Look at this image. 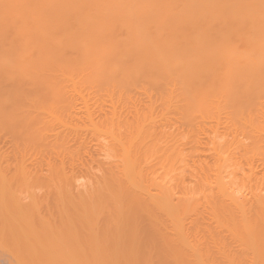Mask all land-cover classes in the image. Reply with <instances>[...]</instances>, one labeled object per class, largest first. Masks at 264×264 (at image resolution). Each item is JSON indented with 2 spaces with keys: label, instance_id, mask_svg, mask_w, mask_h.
Listing matches in <instances>:
<instances>
[{
  "label": "bare ground",
  "instance_id": "obj_1",
  "mask_svg": "<svg viewBox=\"0 0 264 264\" xmlns=\"http://www.w3.org/2000/svg\"><path fill=\"white\" fill-rule=\"evenodd\" d=\"M103 128L119 158L63 192ZM0 239L10 264L70 243L91 264H264V0H0Z\"/></svg>",
  "mask_w": 264,
  "mask_h": 264
},
{
  "label": "rangeland",
  "instance_id": "obj_2",
  "mask_svg": "<svg viewBox=\"0 0 264 264\" xmlns=\"http://www.w3.org/2000/svg\"><path fill=\"white\" fill-rule=\"evenodd\" d=\"M100 130H101V132H100ZM92 131H93V130H92ZM92 131H91V132H92ZM95 131H96V132H99V134H102V132H103L104 134L102 135V138H100L101 135H99V134L96 133ZM94 132H95L96 138L93 136V135H94ZM105 132H107V133H105ZM110 134H111V133H110ZM91 135H92V136H91ZM105 135H109V132L106 131L104 128H103V130H102V129L94 130L92 133H90V136H89L90 138H89V140H91V142L93 143V146H92L91 142H89L90 144L88 143V144H89L88 147L90 146L91 148L89 147V149H88L87 151H88V154H89L91 157H90V156H85V158L87 157V160H86V161H88V163H89V162H90V163H89V164L87 163V164H88V167H87V165H86V169L83 167L86 171L83 172V169H82V170H81V173H79V174L77 173V174H76L77 177H78V179L75 178V181H73V180H71V181L68 180V181H67V184H69V186H66V181H65V182H62V185H61V186L63 187V192L68 193L67 190H69V192L72 190V192L77 193V190L79 189V186H80V188L83 187L81 190L83 191V189H84V194H85V191L87 190L86 195L83 194V195L85 196V198H86L87 195H88L87 193H88V191H89L90 188H91V187H89V186L91 185V182H92L91 179H93V176H92V175H93V173H94V170H96V171H95V174H96V175H100V173H101V172H99V170L97 169V168L101 169V168L99 167V163H98V162H101V159H103L102 161H104V162L101 163V165L106 164V161H107L106 158H107V157H105V152H104V151H106V153H107L106 156H108V159L110 160V158H111V161H112L113 158L115 159L114 156H116V155H117V157L119 158V155H118V152H117V151H116V155H115V154H112V153H115V151H114L115 148H114V150L112 149V153H111V150H110V152H109L110 154H112V155H114V156H110V155H108V154H109V153H108V150L105 149V148L108 146V144H109V149L112 148V144H111V146H110V143H111V141H112V143H113V140H112V138H111L112 135L109 136V137H108V136H105ZM99 136H100V137H99ZM97 137H98L99 139H98ZM107 137H108V139L110 138V139H109L110 141L107 139ZM105 138H106V139H105ZM95 139H96V142H94ZM101 139H102V141H101ZM97 141H98V142H97ZM104 141H105V142L108 141L109 143L106 142V143H107V145H106V143H105ZM99 142H100V143H99ZM95 143H97V144H95ZM104 144H105V146H103V148H104V150H103L102 145H104ZM94 146H95V147H94ZM98 146H99V147H98ZM92 148H93V154H92V153H89V152H92ZM96 148H99L101 152L98 153L99 149H96ZM94 149H95V151L97 150V152H96L97 155H95V153H94ZM101 149H102V150H101ZM113 151H114V152H113ZM192 152L194 153L193 150H192ZM86 154H87V153H86ZM88 154H87V155H88ZM194 154H196V153H194ZM224 154H225V153H223L222 155H224ZM175 155H176V154H175ZM95 156H96V157H95ZM99 156H100V159H99ZM101 156H104V157L101 158ZM225 156H227V155L225 154L224 157H225ZM94 157H95V159H94ZM112 157H113V158H112ZM175 157H176V156H175ZM175 157H174V160L171 159L172 162H171V160L162 161V163H163V167H164V168L162 167V163L159 164L160 167L158 168V169H159L158 174H159L160 176L164 177L165 180H166V176H167V179H168L169 177L171 178V176H169V174L172 173V171H173V174H178L179 176L182 175V174L184 173L183 170H184V167H186V166H184V163H183V162L185 161L186 158L184 157L185 159L183 160V157H182L180 154H178V157H176V159H175ZM88 158H89L90 160H89ZM97 158H98V159H97ZM181 158H182V159H181ZM187 158H189V157H187ZM92 159H93L92 163H93V162H94V163L92 164V168H91V160H92ZM96 159H97V161L99 160L97 163H96ZM179 159H180V160H179ZM220 159H221V161H219ZM224 159H225V158H224ZM224 159L222 158V156H220V157L218 158V160H217V163H218V162H219V163H218V164L216 163L215 168L220 167V169H221V170H220L221 175L228 176V174L230 173V174H229V177L226 178L228 181H230V179H228V178H231V177L233 176V173H231V172H232L231 169L233 170L234 173H236V171H237V172H238V173H237L238 176H240V173H241L242 176L244 175L242 170H239V169L235 170V168H237V167H235V166H234V167H233V166H230V163H231V162H230L228 159H227L228 162H227V160H224ZM105 160H106V161H105ZM178 160H179L180 162H178ZM181 160H182V161H181ZM114 161H116V159H115ZM175 161H176V162H175ZM186 161H187V159H186ZM168 162H171L172 165H173V163L176 164V165H175V164L173 165V169H172V170H170V168H172L171 163L168 164L169 167L166 168L167 165H165V163L167 164ZM223 162H226L224 166H222ZM178 163L181 164V167L178 165V167H180V168H179V170H180V174H179V170L176 171V172H175V170H174V166H175V169H178V167H177V164H178ZM182 163H183V164H182ZM97 164H98V165H97ZM226 164H228V165H226ZM96 165H97V166H96ZM101 165H100V166H101ZM182 165H183V166H182ZM185 165H186V164H185ZM225 166H226V169H225ZM228 166H229V167H228ZM89 167L91 168V172H90V168H89ZM165 168H166V169H165ZM229 168H230V169H229ZM222 169H224V170H222ZM88 170H89V172H88ZM97 170H98V171H97ZM226 170H227V171H226ZM228 170H229V172H228ZM100 171H101V170H100ZM167 171H168V172H167ZM169 171H170V172H169ZM182 171H183V172H182ZM230 171H231V172H230ZM79 172H80V171H79ZM82 172H83V175H84V176L82 175ZM98 172H99V173H98ZM165 172H166V173H165ZM177 172H178V173H177ZM239 172H240V173H239ZM224 173H226V174H224ZM173 174H172V176H173ZM178 175H176V177H178ZM88 176H89V178H86V177H88ZM90 176H91L92 178H91ZM173 177H174V176H173ZM176 177H175V178H176ZM240 177H241V176H240ZM79 178H80L81 180H80ZM232 178H233V177H232ZM232 178H231V179H232ZM88 179H89V180H88ZM224 179H225V178H224ZM191 180H193V184H194V181L197 182V179L189 178V179H188V182H187L188 185H191V186L193 185L192 182H191ZM233 180H234V179H233ZM233 180H232V181H233ZM88 181H89V184H90V185L88 184ZM69 182H70V183H69ZM71 182H72V183H71ZM84 182H85V183L87 182V185H86ZM236 182H237V183H240V184L242 185L241 187L244 188V189H243V188L239 187V188H240V192H242L241 190H246V192L248 191V189H246V187L244 186V184H242L240 178H237ZM246 182H247V181H246ZM246 182H245V183H246ZM64 183H65V184H64ZM74 183L76 184V186H75ZM83 183H84V184H83ZM190 183H191V184H190ZM73 184H74V189H73ZM81 184H82V185H81ZM233 184H234V183H233ZM88 185H89V186H88ZM235 185H237V184H234V187H236ZM84 186H85V188H84ZM86 186H87V187H86ZM70 187H71L72 189H71ZM65 188H67V189L65 190ZM75 188H77V190H75ZM38 190H39V189H38ZM36 191H37V190H36ZM39 191H40V190H39ZM39 191H38V193H39ZM90 191H91V190H90ZM237 191H238V190H237ZM41 192H42V190H41ZM240 192H238V194H240ZM87 198H88V197H87ZM87 200H88V199H87ZM83 202H84V201H83ZM82 205H84V204H82ZM78 207H79V209H80L81 205H78ZM78 207H77V208H78ZM84 207H85V205H84ZM77 208H76V210H77ZM81 208H82V207H81ZM67 211L69 212V210H67ZM67 211H63V214L65 213L66 216H69V215H67V213H68ZM80 211H83V208H82ZM77 212H78V211H77ZM57 214H59V213H57ZM65 214H64V217H65ZM69 214L71 215V212H69ZM72 215H73V213H72ZM62 216H63V215H62ZM68 219H69V217H68ZM81 227H82V226H81ZM85 228H86V227H85ZM0 240H1V239H0ZM5 240H6V239H5ZM5 240H4V242H5ZM7 240H8V239H7ZM7 240H6V241H7ZM10 241H11V240H10ZM10 241H8V242L10 243ZM0 243H1V241H0ZM2 243H3V240H2ZM74 244H75V243H70V245L68 244V245L72 248V250L70 249V247H69L68 245H67V246H68V247H67L66 244H65L64 246H63V245L60 246V247L63 246L64 249L67 250V252H68L67 254H69L70 250L72 251V252H70L71 254L68 255V258H69V259L67 258V256H64V261H65V260H66V261H65V263H64V261H63V263H62V260H61V261H60V264H61V263H62V264H69V263H70V264H76L77 260H78L79 264H82L83 261H84L83 263H85V264H87V262L90 261L89 264H91V262H92L91 260H93V259H90L89 261H87L86 257L88 258V256H87L86 254L83 256V258L81 257V255H80L81 258H79V257H77V256L75 255V253L79 252V250L75 248L76 246H75ZM5 245H6V244H5ZM5 245H4V248H3V249L6 248ZM71 245H74V246H75V247H74L75 250H77V252L75 251L74 254H72L74 248H73V246H71ZM8 246H9V245H8ZM10 246H12V245L10 244ZM78 246H79V245H77V247H78ZM2 247H3V246H2V244H1V246H0V248H1V249H0V251H1V252H0V264H10L11 262H10V260H9V259H10L9 256H10L11 254H8V253L6 254V253H5V252H6V251H5L6 249H5L4 252H3V253L5 254V255H4V254L2 253ZM12 247H13V246H12ZM66 247H67V248H66ZM79 248H80V246H79ZM7 249H8L7 252H9V253H13L11 250H9L10 247H7ZM11 249H15V248L13 247V248H11ZM94 249H96V248H94ZM65 250H64V251H65ZM10 251H11V252H10ZM15 251H16V250H15ZM80 251H81V250H80ZM1 253H2L3 256L1 255ZM15 253H16V252H15ZM17 253H19V252H17ZM72 255H73V256H76V257H73ZM1 256H2L3 259L1 258ZM5 256H6V257H5ZM13 256L15 257V254H14ZM18 256L20 257L19 259H18ZM18 256H17V258H16V257H15V258L12 257V258H11V259H12L11 261H15V259H17L16 261H18V263L22 264V262H19L20 259H21L22 254H20V255H18ZM69 256H70V257H69ZM7 257H8V259H5V258H7ZM22 257H23V256H22ZM65 257H66L67 259H66ZM72 257H73V259H72ZM23 258L27 259L25 256H24ZM23 258H22V261H23ZM74 258H75V260H76L75 263L71 262V261L74 260ZM84 258H85L86 260H85ZM89 258H92V257H89ZM89 258H88V259H89ZM13 259H14V260H13ZM80 259H84V260L82 261V260H80ZM94 259H95V258H94ZM5 260H6V261H5ZM8 260H9V261H8ZM27 260H28V259H27ZM70 260H71V261H70ZM79 260H80V261H79ZM68 261H70V262H68ZM86 261H87V262H86ZM29 262H30V260H28V263H29ZM31 262H33V261H31ZM31 262H30V264H32ZM56 262H57V264H59V261L56 260ZM67 262H68V263H67ZM93 262H94V261H93ZM102 262L105 263L106 261H104V259H103V261H101V259H100V260L97 259V261L95 260V262L92 263V264H98V263H99V264H103ZM12 263L14 264L15 262H12ZM24 263L26 264L27 262H24ZM24 263H23V264H24ZM35 263H36V262H35ZM35 263L33 262V264H35ZM16 264H17V263H16ZM46 264H49V262L46 263ZM55 264H56V263H55ZM77 264H78V263H77Z\"/></svg>",
  "mask_w": 264,
  "mask_h": 264
}]
</instances>
